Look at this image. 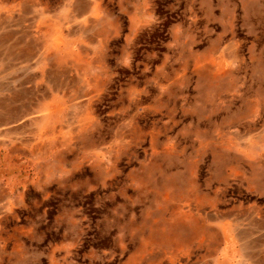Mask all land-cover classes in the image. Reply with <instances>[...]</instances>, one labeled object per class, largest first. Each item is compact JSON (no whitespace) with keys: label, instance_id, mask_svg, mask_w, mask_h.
Instances as JSON below:
<instances>
[{"label":"rangeland","instance_id":"obj_1","mask_svg":"<svg viewBox=\"0 0 264 264\" xmlns=\"http://www.w3.org/2000/svg\"><path fill=\"white\" fill-rule=\"evenodd\" d=\"M0 264H264V0H0Z\"/></svg>","mask_w":264,"mask_h":264}]
</instances>
